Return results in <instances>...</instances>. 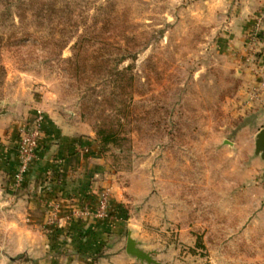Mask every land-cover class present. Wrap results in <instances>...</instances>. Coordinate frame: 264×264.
Returning <instances> with one entry per match:
<instances>
[{
  "label": "rangeland",
  "instance_id": "1",
  "mask_svg": "<svg viewBox=\"0 0 264 264\" xmlns=\"http://www.w3.org/2000/svg\"><path fill=\"white\" fill-rule=\"evenodd\" d=\"M39 115L95 141L121 249L264 264V0H0V147Z\"/></svg>",
  "mask_w": 264,
  "mask_h": 264
},
{
  "label": "crops",
  "instance_id": "2",
  "mask_svg": "<svg viewBox=\"0 0 264 264\" xmlns=\"http://www.w3.org/2000/svg\"><path fill=\"white\" fill-rule=\"evenodd\" d=\"M45 121L37 158L19 185L16 134L0 147V264H136L117 242L112 200L105 217L81 213L94 211L101 194L95 141L55 116Z\"/></svg>",
  "mask_w": 264,
  "mask_h": 264
},
{
  "label": "built area",
  "instance_id": "3",
  "mask_svg": "<svg viewBox=\"0 0 264 264\" xmlns=\"http://www.w3.org/2000/svg\"><path fill=\"white\" fill-rule=\"evenodd\" d=\"M43 116L39 115L35 122L28 127L23 126L18 133L19 148V166L14 174V185H19L24 176L29 172L32 163L37 158L36 148L38 146L39 138L43 130ZM109 193L103 192L100 194L97 208L93 211L89 206H86L81 212L84 215H89L92 212L98 217H105L109 210Z\"/></svg>",
  "mask_w": 264,
  "mask_h": 264
},
{
  "label": "trees",
  "instance_id": "4",
  "mask_svg": "<svg viewBox=\"0 0 264 264\" xmlns=\"http://www.w3.org/2000/svg\"><path fill=\"white\" fill-rule=\"evenodd\" d=\"M49 3H50L49 1L48 2L42 1V7H40L39 12L41 13L42 11H47V9H45L44 6H46V4H49ZM75 56L77 58V54ZM105 68H106V66H105ZM118 72H119V76L117 78H115L114 80H112L113 85L116 88L118 87V88L126 89L125 88L126 85L124 84V81L121 82L122 78H120V76H124L123 75L124 73H123V71H118ZM123 93H125V92H123ZM92 98H94V97L89 98L87 101L91 100ZM113 98L115 99V96H113ZM95 99H97V98H95ZM107 126L108 127H106V128L104 127V125H100V126L96 127L98 138L100 139L99 141L101 143L100 145H102L101 150L104 149L105 145L119 139V134H118V131L115 129L114 122H110V124Z\"/></svg>",
  "mask_w": 264,
  "mask_h": 264
},
{
  "label": "water",
  "instance_id": "5",
  "mask_svg": "<svg viewBox=\"0 0 264 264\" xmlns=\"http://www.w3.org/2000/svg\"><path fill=\"white\" fill-rule=\"evenodd\" d=\"M256 154L260 155L264 159V128H262L256 137ZM126 252L140 259L147 261L150 264H160L156 259L153 258L152 253L146 252L141 249L136 240L129 234L126 242Z\"/></svg>",
  "mask_w": 264,
  "mask_h": 264
}]
</instances>
